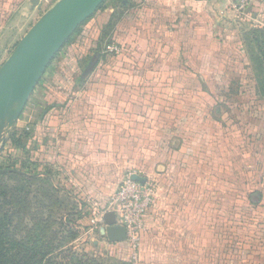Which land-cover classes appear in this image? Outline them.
Returning a JSON list of instances; mask_svg holds the SVG:
<instances>
[{"label":"crops","instance_id":"obj_1","mask_svg":"<svg viewBox=\"0 0 264 264\" xmlns=\"http://www.w3.org/2000/svg\"><path fill=\"white\" fill-rule=\"evenodd\" d=\"M124 1L107 0L102 9L86 18L81 31L71 34V44L53 59L20 106L14 126L22 132L26 149L17 150V156L39 162L40 176L46 168L57 167L60 174L67 171L70 182L65 185L79 187L86 199L84 207L92 211L90 221L93 216L101 219L111 191L127 171L149 174L157 184V199L146 220L141 264H264V172L258 161L255 159L252 178L260 194L258 203L250 206L248 164L241 162L240 186L238 179L234 183L232 173L226 181V194L234 187L240 190V204L236 205L237 199L235 207L226 206L223 216L213 212L211 197L202 196L201 180L191 168L213 166L190 154L207 150L206 133L216 134L199 122V113L194 115L201 129L186 125L193 121L190 111L206 104L201 101L204 98L192 91L186 92L185 102L177 99L176 104H168L164 95L161 105L147 106L153 95L140 100L130 91L136 83L130 77L139 66L126 64L131 55L149 60L165 57L160 68L151 61L145 67L144 88L160 89L162 71L169 65V70L180 76L184 89L201 88L206 94L213 75L224 78L237 70L232 55L239 50L248 55L246 47L253 33L264 30V1L250 6L245 15L233 12L228 0H128L127 6ZM35 8L31 0H0V24H12L14 9L20 13L19 21L23 17L20 10L32 12ZM115 15V27L104 37ZM23 38L15 42L16 48ZM120 43L129 52L122 64H115L113 56L120 53ZM92 61L94 66L88 71ZM45 78L48 83L42 87ZM191 78L195 79L190 82ZM39 88L43 101L35 97ZM163 103L180 113L171 115V126L162 124L163 115L167 116ZM187 116L189 119H184ZM189 134H196L197 139L188 140ZM186 136L191 142L188 146L183 142ZM227 149L232 156L251 158L243 151L236 153L231 145ZM95 244H106L120 254L128 242L112 244L102 237ZM202 250L204 256L200 257Z\"/></svg>","mask_w":264,"mask_h":264},{"label":"rangeland","instance_id":"obj_2","mask_svg":"<svg viewBox=\"0 0 264 264\" xmlns=\"http://www.w3.org/2000/svg\"><path fill=\"white\" fill-rule=\"evenodd\" d=\"M61 1L43 0L41 5L32 10V12L20 10V12L22 11L23 17L19 21L17 17L20 13L14 9L10 13L13 16L15 15L11 22L12 24L9 26L0 24V71L15 52V42L23 37L26 38L38 22ZM6 14L8 15V13ZM246 50L248 58L245 63H240V65L242 64V68L241 66L237 67V70L224 78L218 74L213 75V85L211 84L209 87H206L205 90L207 92L206 94L210 96V99L208 101L201 100L206 104H201L199 110L195 109L190 111L192 115L189 116L193 121H188L186 125H190L191 129L199 130L198 123H196L197 121L195 122L196 116L194 115V113H199V122L201 121L203 126H209L215 132L216 136L213 137L218 139V143H222V145L225 143L226 146L231 145L234 151L236 150V153L241 154V151H243V154L249 155L254 160L256 159L259 167H261L260 171L264 172V90L260 86V84L262 85L263 67L259 66L257 58L259 52L256 43L249 41ZM136 57L131 55L129 60L132 62V65L138 63ZM205 74L210 75L209 72ZM43 83L42 87L48 83V79L45 78ZM41 88L35 94L37 101L44 100L43 90ZM194 91L196 90L176 89V93H172V95H174L173 97L175 99L185 102L186 92H192L195 96ZM32 102L30 103L31 105L33 104ZM170 108L174 110L171 106ZM13 112L12 109L9 111L6 124L4 125L5 127L13 118ZM206 114L210 115L209 118L206 117ZM15 119L4 129L3 134L0 132V135L2 134L0 137V167L8 165L10 159L20 157L17 156L18 148H15L11 140L12 134L14 133L22 137V132L17 126H14ZM184 119L187 120L189 118L187 116ZM192 134L188 136L191 138L194 136ZM44 170L41 171V176L34 179L32 184L30 183L32 186L21 176H13L7 179L9 186H19L25 190L20 196L22 199L27 200L26 208L23 210L21 205H19L20 208L18 206L20 210H23L22 219L24 221L20 222L18 226L21 229H25L26 226L31 227L33 224L36 226L45 225L43 221L50 217L51 219L48 225L54 233L61 232L62 230L68 233L70 231L69 228L73 227L71 229H73L76 237L66 242L67 248H71L78 256L86 254L89 259L87 261L88 264H119L110 259L114 256H117L118 259H129L134 262L129 245L122 248L119 254L117 251L106 247V244L104 245L105 247L95 244L98 240L102 241V237L105 238L99 231L102 224L105 225V222L98 223L95 226L93 221L98 220L99 222L96 216H93L90 221L91 228L74 226L73 223L69 222L72 219L70 217L71 206H76L78 211L86 209L84 207L86 199L78 192L80 191L79 187L74 186L72 189L70 188L71 186L65 185V182H68V184L70 182L69 175L65 174L67 172L65 168H63L66 171L64 174H58L57 167L50 169L52 170L51 175ZM54 174H56V178L54 177L52 179V175ZM67 189L71 190L73 194L68 193ZM29 191L30 195L26 194ZM112 193L113 191H111L110 195ZM153 210L154 208L150 211L147 218L152 214ZM68 223L70 225L67 228L65 224ZM147 227L146 221V229ZM22 237H24V233L19 234V238ZM142 249L143 244H141L137 264H141L140 255ZM59 258L61 261L64 259V256L62 258V255H59Z\"/></svg>","mask_w":264,"mask_h":264},{"label":"trees","instance_id":"obj_3","mask_svg":"<svg viewBox=\"0 0 264 264\" xmlns=\"http://www.w3.org/2000/svg\"><path fill=\"white\" fill-rule=\"evenodd\" d=\"M105 3H103L98 9H102L105 6ZM116 19V15L112 17L109 25L104 31V37L110 36L115 27ZM81 29L82 28L79 27L73 35L80 32ZM73 35L67 40L66 44L60 49L55 58L67 45L71 44V42L73 41ZM250 41L252 43H256L258 48L259 54L257 58L259 66L263 67V76L261 82L262 85L260 84V86L261 89L263 87L264 90V30L254 32ZM122 43H120V53H117L113 56V63L115 64H122V62H124L123 58L125 59V57L128 56L129 50H126V46L122 45ZM128 44L129 43L126 42V45ZM232 56L233 58L231 61L233 62V65H235V67L241 66V68L242 64L240 65V63H245L248 58L244 50H239ZM146 57L147 56L136 57L138 61L136 65L139 66V68L137 69L136 74H133L130 77L132 81L136 82L135 85H132L130 91H132L133 95H135L136 98L138 97L140 100L143 99V96L148 99V94L153 95V99L149 102H146L147 106H152V104L161 105L162 97L164 95L168 96V99L166 101L168 104L177 102L178 100L173 97L174 95H172V93L174 94L176 93V89H183L184 87L179 82L180 79L178 77L180 76H178L177 73H174L175 71L173 72L169 70V65H167L168 67L165 66V70L162 71V78L158 82L160 89L156 90L153 88L154 86H152V89L148 87L144 88L142 75L145 71V67L148 66V63L151 61L153 64H158V68H160L162 66V63L166 59L164 57V59L151 58V60H149V58ZM129 62L131 61L128 60L126 64H128ZM111 67H113V65ZM194 79L195 78H191L190 82H192ZM195 90L196 95L203 97L204 101H208L210 99V96L204 94L201 88ZM144 91L146 92L143 94ZM164 106L165 107L163 108V114H166L167 116L163 115L162 119H164L165 121L163 120L162 124L164 126H171L174 123V121L170 119L171 115L180 116V113L171 109L170 105L166 106L165 104ZM199 129H201L200 126ZM26 132L30 133V131ZM203 135H205V133H203ZM206 135L208 136L206 139L208 141V147L206 148L207 150L197 152L191 151L192 153L190 154V156L198 162H209L214 168L202 167L201 169H198L193 167V165L191 166V168L201 180L200 187L201 193L203 194L202 196L211 197L210 201L213 212H217L218 215L223 216V211L226 206L228 207L232 204L235 207V202L237 199L238 201L236 205L240 204V190L235 189L234 187L233 189H229L226 194V181L227 176H230V174L232 173L231 176L234 179V183H236V179H238L239 185L241 176V162H243V164L244 162L248 164V169L245 174L249 176V184L246 185V187L248 188V194L250 196V206L258 203V201L260 200V194L256 192L255 186L252 184V178L255 176L256 172V163L254 158L251 157L246 160L241 156H232L230 155V152L227 149L225 143L222 145V143H218V139L216 137L211 136L209 133H206ZM158 138H160V135L158 136ZM192 138L193 140L197 139L196 134ZM11 140L15 148H18V150L24 151L26 149L21 136H17L16 133H14L12 134ZM188 140L191 141V138L189 137ZM188 140L187 136L183 139L184 145L188 146L191 143ZM203 144L205 145V142ZM190 149L192 150V147H190ZM194 164H196V162H194ZM38 165L39 162H36L32 158L23 160L21 157H19L10 159L8 161V165L0 167V264H88L87 261L89 259L86 254L78 256V254H76L71 248H67L66 242L76 237V234L73 233V229H71L73 227L69 228L70 231L68 233L63 230L61 232L58 231L54 233L48 225L50 223V217L46 218L43 221L45 222V225L36 226L33 224L31 227L26 226L25 229H21V227L18 226L20 225V222L24 221L22 219V214L23 210L26 208L27 200L22 199L20 195L24 193L25 190L24 188H20L19 186H9L7 183V179H10V177L13 176H21L26 182H28L30 186H32V181L40 176ZM61 165L63 169V161L61 162ZM44 171L50 174L52 170L46 168ZM198 171L201 174H199ZM57 173L59 174L60 172ZM143 174L151 178L149 174ZM55 176L56 174L52 175V179H54ZM209 178H212L210 182L208 181ZM26 194L30 195V191L26 192ZM19 205L22 206L23 210L19 209ZM71 207L72 210L70 213V217L72 219L69 222L73 223L74 226H82L85 228L90 227V218L88 217L90 216V212L92 211L89 209V207L88 209L86 208V210L81 211H78L76 206ZM206 212L207 210L202 213L205 214ZM210 214L212 213L210 212ZM250 219H252V217H250ZM234 220L235 219H233V222ZM65 225L68 228V225L70 224L68 223ZM20 233H24V237L19 238ZM144 236L145 232L142 233V244ZM59 255H62V258L64 256V259L60 261ZM202 256H204L203 250L200 257ZM112 258L119 260V264H133L129 259L122 260L117 259V257Z\"/></svg>","mask_w":264,"mask_h":264},{"label":"water","instance_id":"obj_4","mask_svg":"<svg viewBox=\"0 0 264 264\" xmlns=\"http://www.w3.org/2000/svg\"><path fill=\"white\" fill-rule=\"evenodd\" d=\"M107 0H62L32 29L18 45L11 58L0 71L2 91L0 93V116L10 106L13 98L23 97V105L29 98L37 83L58 54L81 24ZM264 1V0H263ZM38 7L40 0H31ZM128 0L124 1V6ZM19 63L23 69L16 74L11 71ZM92 61L88 67L94 66ZM133 180L144 184L145 177L134 175ZM105 225L100 228L102 236L112 244L127 242L126 229L117 224L116 214L108 212L103 216Z\"/></svg>","mask_w":264,"mask_h":264},{"label":"built area","instance_id":"obj_5","mask_svg":"<svg viewBox=\"0 0 264 264\" xmlns=\"http://www.w3.org/2000/svg\"><path fill=\"white\" fill-rule=\"evenodd\" d=\"M230 9L239 15H245L250 6L255 3H263V0H228ZM134 175L146 178L144 184L132 179ZM157 186L155 181L136 170L125 173L119 186L109 196L107 208L101 213L99 220H94L95 226L103 223V216L113 212L117 217V224L127 231V242L131 250L133 264H137L141 250L142 233L146 229V220L150 211L156 204Z\"/></svg>","mask_w":264,"mask_h":264},{"label":"bare ground","instance_id":"obj_6","mask_svg":"<svg viewBox=\"0 0 264 264\" xmlns=\"http://www.w3.org/2000/svg\"><path fill=\"white\" fill-rule=\"evenodd\" d=\"M22 66H23V64L19 63L15 68H13V70L11 72L17 75V73H19L23 69ZM2 86H3V84L0 81V93L2 91ZM22 102H23V97L21 95L13 98L10 106L7 108V110L4 112V114L0 116V132L3 129L4 125L6 124L9 110L12 109L14 111L13 112V118L11 119V121H12L15 118L16 114L18 113V110H19ZM11 121L9 123H11ZM9 123L6 125V127L9 125ZM3 132H4V130L2 131V134H3ZM1 135H0V137H1Z\"/></svg>","mask_w":264,"mask_h":264}]
</instances>
